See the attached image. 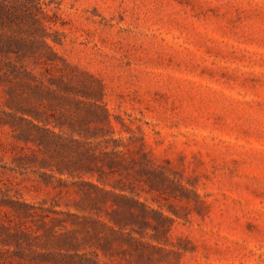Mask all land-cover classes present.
<instances>
[{
	"label": "rangeland",
	"instance_id": "374dc122",
	"mask_svg": "<svg viewBox=\"0 0 264 264\" xmlns=\"http://www.w3.org/2000/svg\"><path fill=\"white\" fill-rule=\"evenodd\" d=\"M0 3L22 16L0 19L3 40L38 37L23 16L31 12L56 53L39 42L32 50L0 46V115L55 121L103 115L102 106L110 115L95 150L109 153V162L86 159L74 175L47 177L51 170L38 169L36 159L19 163V155L42 152L0 126V264H31L21 250L32 264L71 254L50 230L70 236L86 256L80 264H264V0ZM61 76L78 82L59 87L53 81ZM78 125L85 131L89 123ZM89 183L153 210L124 234L102 222L91 233L78 229L64 221L68 212L109 224L113 209L123 210L116 195ZM17 203L29 213H17Z\"/></svg>",
	"mask_w": 264,
	"mask_h": 264
},
{
	"label": "trees",
	"instance_id": "16d2710c",
	"mask_svg": "<svg viewBox=\"0 0 264 264\" xmlns=\"http://www.w3.org/2000/svg\"><path fill=\"white\" fill-rule=\"evenodd\" d=\"M23 4L22 2L20 3ZM18 7L15 5V8ZM23 13V16L25 18L31 19L34 24H37L36 31L39 33V36H33L30 39L23 38L19 35H9L6 37L5 40H3L2 36H0V46H16L21 48H29L33 49L36 43H41L42 45L46 46L49 49L50 54H56L52 45L48 42L46 37V24L44 21L40 20L39 17H36L34 13L31 14ZM5 18L8 21L15 22L20 21L22 16H19V13H16V11L11 10L10 7L5 6L4 4L0 3V19ZM18 27L22 26L18 22ZM37 33V34H38ZM50 58V57H49ZM51 59V58H50ZM52 60V59H51ZM59 87L65 86L71 87L72 85H75L77 81L75 80H66L61 76L54 79V81ZM85 90V91H84ZM81 92L80 94H84L82 96L91 97L92 94L90 92V89L82 86V89L78 90ZM99 92V91H98ZM100 94V93H98ZM80 98V97H78ZM81 99V98H80ZM78 102H80L78 100ZM89 104L99 106L100 104L97 102V100L89 101ZM101 106V105H100ZM91 111V110H90ZM93 112V111H91ZM102 112L103 115H59V119L55 121H50L48 118H44L43 115H17L16 112L8 113V115H0V126H9L12 131V135L18 139L23 140L25 142H33L36 144L39 148V150L42 152L41 156H37L35 154H23L19 155V163H24L26 160L29 159H36V166L38 169H49L50 172H43L47 177H54L56 176V172L60 174H80L82 171H84L83 167L86 159L92 161V160H101L103 162H109V153L102 152L100 154L96 153V149L99 145V142L96 141V139L99 136H104L106 132L105 125L109 127L110 123V115L109 110L102 106ZM94 113V112H93ZM96 114V112H95ZM92 116V117H91ZM67 122V123H66ZM87 122L89 125L88 128L85 131H82V127L78 125V123ZM94 123L93 128L95 132L90 131V123ZM52 123L54 127H58L59 131H57L54 128H51L48 124ZM65 124H68L69 127H65ZM68 128V129H66ZM90 131V132H89ZM107 141L108 139L102 138L100 141ZM94 146V147H93ZM136 161V160H135ZM92 169H86V172H92ZM60 179L63 178L60 177ZM93 187L96 188L97 191L101 193H112L113 195H116L120 200H122L121 207L123 208L122 211L114 208V212L117 215H113L109 217V224L107 222H103L102 220L98 218H94L93 222L85 219L82 220V222H79L78 218L81 217L78 213H69V216L71 219L64 220L65 222H70L72 224H78V229H83L87 231L88 233H91L90 230L96 231L98 229L97 223L102 222L104 227H109V230H111L114 233H126L124 231V228L131 225V221L138 220V216L141 218V222H144L143 215L148 210H153L152 208H149L145 203L139 201L137 198L124 195V194H116L112 190H106L105 188L100 187L98 184L95 183H89ZM90 195V193H87ZM134 203L135 206L140 207V212L135 213L131 210V204ZM17 207H14L17 213L19 214H28L29 211V205L26 203H17L15 205ZM80 206L83 208V202L81 201ZM59 212V211H54ZM54 219V218H53ZM58 221L61 219L56 218ZM119 226V229H117L115 226ZM66 226V225H64ZM50 235H53L55 237V240L58 245L65 246L64 248H67L66 245L69 242L71 248H73V252L69 254L68 249H66V252H60V254L54 255L51 254L50 256H54L55 259L53 263L50 262L48 264H80V260L76 261V258L82 259L86 256L78 253V247L76 245H72L68 238H66L67 234L61 233L58 234L56 230H50ZM13 236V234L11 235ZM15 238H18L19 236L17 234H14ZM17 242L18 239H17ZM18 244V243H17ZM30 245V244H29ZM110 245V242H109ZM63 248V247H62ZM20 258L24 260L29 261L32 264V261H30V253H26L24 251L19 252ZM86 255V254H85ZM33 258L38 257H44L48 256V254L43 255V253H37ZM29 258V259H27ZM86 260V259H85ZM23 263V262H22ZM93 259H87L85 264H93Z\"/></svg>",
	"mask_w": 264,
	"mask_h": 264
}]
</instances>
